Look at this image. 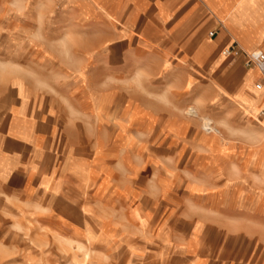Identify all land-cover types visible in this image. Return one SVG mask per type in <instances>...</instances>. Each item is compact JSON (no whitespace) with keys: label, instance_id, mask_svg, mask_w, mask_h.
<instances>
[{"label":"crops","instance_id":"obj_1","mask_svg":"<svg viewBox=\"0 0 264 264\" xmlns=\"http://www.w3.org/2000/svg\"><path fill=\"white\" fill-rule=\"evenodd\" d=\"M40 32L41 38H73L77 46L35 49L31 41ZM24 41L30 47L22 64L27 73L22 76L18 70ZM234 46L264 51V0H0V55L8 56L0 62V71L10 72L0 83L7 88L0 124V185L15 190L21 181L18 189L23 195L44 197L82 189L86 183L104 186L108 174L103 169L104 174L97 175L98 170L86 172L83 166L100 165L99 147L104 148L100 129L113 133L103 125L104 114L114 111L111 84L121 72L127 86L132 70L156 76L169 72L171 85L178 89L165 101L169 106L136 104L126 97L128 127L142 136L169 134L178 139L195 128L202 131L191 144L200 151L194 153L193 165L201 173L193 177L210 183L214 158H225L227 148L217 134L203 131L196 109L187 113L185 109L203 102L212 112L213 105L225 104L231 117L248 124L242 131L253 139L260 119L264 121V86L257 87L262 73L246 66L244 55L223 54ZM58 54L66 56L61 59L65 63L59 62ZM100 55H105L104 61ZM100 70L106 79L104 92H99ZM254 144L251 156L243 161L225 159L224 172L221 160L226 185H234L243 174L264 184V143L254 139ZM57 147L60 157L54 152ZM113 151L107 148L110 160ZM195 248L183 252L187 264H209Z\"/></svg>","mask_w":264,"mask_h":264},{"label":"rangeland","instance_id":"obj_2","mask_svg":"<svg viewBox=\"0 0 264 264\" xmlns=\"http://www.w3.org/2000/svg\"><path fill=\"white\" fill-rule=\"evenodd\" d=\"M42 34L35 33L31 41L35 49L77 46L73 38H41ZM26 41L19 59L18 74L22 76L27 73L22 64L26 62L27 45L30 47ZM56 57L59 62L66 58L60 54ZM104 57L100 55V61ZM7 59L0 55V62ZM9 73L1 69L0 83ZM121 75L116 73L111 84L114 111L105 113L103 120L113 133L103 134L100 129L104 147H99L100 165L83 166L86 172L107 173L104 186L86 183L82 189L44 197L23 195L18 189L21 181L15 190L0 185V264H187L183 252L194 246L196 255L205 256L209 264H261L264 184L243 174L234 185H226L220 165L222 160L224 172L225 159L240 162L250 157L256 148L254 139L264 143V121L260 119V129L255 126L260 131L253 139L242 131L248 124L231 117L225 104L213 105L212 112L203 102L196 103L199 110L187 107L186 113L196 109L197 123L202 122L203 131L217 134L228 154L225 158L216 155L209 170L210 183H199V178H204L193 177V173H201L199 166L193 165V156L200 151L191 144L202 131L195 128L180 139L169 134L142 136L128 127L131 122L123 112L126 97L136 104L171 105L165 101L178 87L171 85L169 72L156 76L155 72L132 70L127 86ZM105 80L100 70L99 92L106 90ZM6 89L0 86V124L6 113ZM107 148H113V160L107 157ZM54 152L62 156L58 147ZM261 161L264 165V155ZM102 169L104 172H100Z\"/></svg>","mask_w":264,"mask_h":264},{"label":"built area","instance_id":"obj_3","mask_svg":"<svg viewBox=\"0 0 264 264\" xmlns=\"http://www.w3.org/2000/svg\"><path fill=\"white\" fill-rule=\"evenodd\" d=\"M225 56H239L244 55L246 66H254L258 68L263 76V81L257 84L258 88H263L264 86V51L254 50V51H243L237 46L228 47L223 50ZM261 116H264V110L261 111Z\"/></svg>","mask_w":264,"mask_h":264}]
</instances>
